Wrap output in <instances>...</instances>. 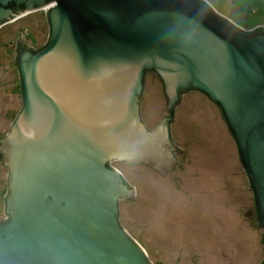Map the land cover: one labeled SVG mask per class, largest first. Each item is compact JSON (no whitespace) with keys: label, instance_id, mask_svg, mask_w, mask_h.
I'll return each mask as SVG.
<instances>
[{"label":"water","instance_id":"1","mask_svg":"<svg viewBox=\"0 0 264 264\" xmlns=\"http://www.w3.org/2000/svg\"><path fill=\"white\" fill-rule=\"evenodd\" d=\"M43 7L49 36L32 51L21 34V107L1 142L0 264H150L119 224L134 189L109 162L177 166L169 125L190 91L217 107L264 230V26L244 31L204 0H0V22ZM147 72L169 114L153 130Z\"/></svg>","mask_w":264,"mask_h":264},{"label":"rangeland","instance_id":"2","mask_svg":"<svg viewBox=\"0 0 264 264\" xmlns=\"http://www.w3.org/2000/svg\"><path fill=\"white\" fill-rule=\"evenodd\" d=\"M204 1L244 31L264 26L263 0ZM46 8L26 10L0 28V151L21 107L16 49L21 34L32 51L45 45ZM166 110L160 81L147 73L141 122L153 130L163 114L169 116ZM169 134L184 154L174 152L177 166L162 176L144 164L109 162L134 189L131 201L118 202L120 226L150 264H259L264 230L257 228L252 192L217 107L198 92L181 95ZM6 174L0 161V220Z\"/></svg>","mask_w":264,"mask_h":264},{"label":"flooded vegetation","instance_id":"3","mask_svg":"<svg viewBox=\"0 0 264 264\" xmlns=\"http://www.w3.org/2000/svg\"><path fill=\"white\" fill-rule=\"evenodd\" d=\"M23 13H25V12H18V13H16L17 15H15L14 17H17V16H23L24 14ZM13 17V18H14ZM13 18H11V19H13ZM9 22V19L8 20H5V21H3L1 24H0V28H1V26H4L6 23H8ZM48 39V38H47ZM47 42V41H46ZM46 44V43H45ZM18 47V46H17ZM16 47V48H17ZM43 47V46H42ZM41 48V47H40ZM40 48H37L36 50H38V49H40ZM16 53H17V49H16ZM16 57H17V54L15 55V61H16ZM147 73H152V72H147ZM147 73L144 75V82H145V78H146V75H147ZM19 84H20V77H19ZM19 91H20V98H21V84L19 85ZM185 94V93H184ZM184 94H182V95H184ZM200 95H202V94H200ZM204 96V95H203ZM205 97V96H204ZM206 98V97H205ZM140 99H141V97H140ZM140 101V100H139Z\"/></svg>","mask_w":264,"mask_h":264},{"label":"trees","instance_id":"4","mask_svg":"<svg viewBox=\"0 0 264 264\" xmlns=\"http://www.w3.org/2000/svg\"><path fill=\"white\" fill-rule=\"evenodd\" d=\"M0 161L2 162L3 161V155L2 153H0ZM255 210V209H254ZM256 216V215H255ZM157 264H162V263H157Z\"/></svg>","mask_w":264,"mask_h":264},{"label":"built area","instance_id":"5","mask_svg":"<svg viewBox=\"0 0 264 264\" xmlns=\"http://www.w3.org/2000/svg\"><path fill=\"white\" fill-rule=\"evenodd\" d=\"M47 8H48V7H47ZM47 8H46V9H47ZM3 218H4V217H3Z\"/></svg>","mask_w":264,"mask_h":264}]
</instances>
